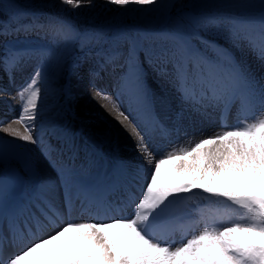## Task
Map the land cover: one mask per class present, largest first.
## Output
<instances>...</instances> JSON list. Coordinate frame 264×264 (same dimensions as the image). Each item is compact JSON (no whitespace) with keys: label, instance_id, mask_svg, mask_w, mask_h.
<instances>
[{"label":"snow or ice","instance_id":"snow-or-ice-1","mask_svg":"<svg viewBox=\"0 0 264 264\" xmlns=\"http://www.w3.org/2000/svg\"><path fill=\"white\" fill-rule=\"evenodd\" d=\"M105 2L126 8L156 6L159 0ZM58 3L76 10L91 6L92 0ZM237 7L245 11L229 17V37L264 67V0H246ZM42 30L65 46L78 38L64 18L40 21L16 17L7 26L0 24V43L13 33ZM161 38L171 41V55L179 56L176 79L185 100L193 102L197 110L205 105L224 112L236 107L245 118L231 127L225 124L223 130L206 138L189 140L187 146L172 147L157 158L130 115L102 89H96V98L104 102L102 107L135 136L138 151L150 166L141 178V195L130 196L126 202L131 214H117L122 209L105 201L107 190L87 183L84 174L70 163L52 162L65 189L64 203L71 207V190L76 188L86 199L104 204V219L77 222L65 216L48 194L54 183L49 179L42 180L37 194L23 205L6 206L7 181L0 175V264H264V74L257 76L246 63L222 49H215L214 61L208 60L178 33H164ZM5 51L0 55V69L11 75L28 53L11 46ZM148 55L151 58L150 52ZM186 63L195 65V74L186 70ZM42 76L37 68L18 90L20 113L11 122L0 123V132L30 144L40 143L33 122ZM121 81L137 103L148 101L143 71L135 58V42L128 72ZM151 129L167 135L155 117ZM32 171L38 175L35 168ZM193 190L207 193L208 205L216 207L198 208L199 219L188 227L204 226L189 235L178 220L190 211L182 202L192 199L181 194L195 195ZM176 231L182 232L178 242L171 238ZM8 247L18 250L5 255Z\"/></svg>","mask_w":264,"mask_h":264},{"label":"rangeland","instance_id":"rangeland-1","mask_svg":"<svg viewBox=\"0 0 264 264\" xmlns=\"http://www.w3.org/2000/svg\"><path fill=\"white\" fill-rule=\"evenodd\" d=\"M245 2L246 0H159L156 6L119 8L107 4L105 0H92L91 6L71 10L66 6L60 5L58 0H0V24L2 25L7 26L16 17H22L25 20L35 18L45 21L55 16L66 19L78 37L66 46L62 42L53 40L51 35L43 30L34 32L31 35H21V37L15 39H8V37L6 42L0 43V55H5V50L9 46L15 49L28 48V50H37L41 54V58H45L43 76L39 83L42 86L45 82L46 86H43V88L47 90L46 100L44 99L45 101L42 100V102L38 100L37 111L40 110V107L43 109V106L46 105L50 120L46 122L52 124L56 122L57 125H54L59 126V129L72 134H82L85 140L87 139V142L96 145V147L93 146L94 149L99 148L104 155H107L109 152L106 151L114 149L117 145L111 137L109 135L101 136L100 132L102 129L94 125L95 121L78 120V118L73 117L75 115L76 99H78L76 91L80 90L79 96H86L87 102H90L87 90L95 93L90 88L87 71L98 70L97 66L103 65V63L115 56L121 63L125 62V67L128 71V59L133 49V42H135V57L138 56L140 58L145 53V56L147 55L149 58L148 54L149 52L151 53L148 63L147 60L143 61L142 59V67H146L150 73L149 84L151 88L148 91L155 102L152 104V108L159 109L160 115L167 124L168 118H170L167 113L170 107V98L171 104L175 105L174 93L175 95L176 92L180 93L176 79L179 56L174 57L171 55L173 44L171 41L163 40L161 38L162 34L169 32L178 33L189 41L193 49L211 61L216 59L215 49L218 48L215 42L218 40L224 41L230 46L231 52L238 57V61L246 63L257 76L264 74V67H261L259 62L246 49L242 50L237 47L228 34V30L231 27L229 23V17L231 16L229 15L240 14L245 11L237 7V5ZM27 53L23 59L31 56V53ZM32 55L36 56L37 59L38 55L36 53ZM139 66L141 67V65ZM189 66L193 71L197 70L194 64L189 63ZM104 82L109 83L107 80H104ZM168 84H171L172 89L169 88ZM160 93H162V99L159 98ZM112 98L114 99V97ZM12 99L9 107H11V104L13 106L20 105L15 98L12 97ZM176 100H181L178 94L176 95ZM50 105L52 107H48ZM180 110H177L174 114L175 119L181 118L183 115H189L187 112L183 115L178 114ZM124 111H127V109ZM146 111H149L147 102L137 103L134 100V104L127 111V114L130 117L135 116L136 121L139 122L137 116L146 114ZM212 113L208 117L214 119V123H216V112L215 114ZM92 115H95L97 120L105 118V120H101L102 123H105V127L108 124L110 125L100 109L93 111ZM202 115L205 117L204 114ZM168 124L169 127L174 126V123ZM177 124L180 125L179 122ZM205 125L203 130L206 131L207 136L216 133L212 125ZM200 134L195 140L200 139ZM47 137L48 142L50 141L55 146L59 145L58 141L53 140V136ZM187 139H191V137H183L182 142L184 143ZM78 144L81 146L79 139ZM2 145L3 151L5 147H11L6 141H2ZM105 148H107L106 154L103 151ZM114 150L115 152H110L112 159L116 158L114 156L116 149ZM17 151V155L10 153V155L6 156L7 152H4L5 155L0 154L1 165L12 163L17 156L20 158V160L19 158L17 159L18 163L22 164L24 158L22 153L19 152L20 150ZM0 152L2 151L0 150ZM39 152L41 153V151ZM81 154H83L82 151ZM2 156H6V158ZM139 158L140 160L133 165L136 168L133 171L147 165L142 154H139ZM87 162L86 160L84 164ZM9 164L6 167L17 166L16 164ZM23 165L25 170L29 169L27 164L23 163ZM76 166L79 167L80 165ZM29 172L30 179L36 177L31 171ZM37 177L39 178V175ZM197 193L199 196L195 197L192 195L190 202L194 204L199 201L204 206H209L208 201L202 196L207 193H203L200 190H197ZM209 207L215 208L216 206Z\"/></svg>","mask_w":264,"mask_h":264},{"label":"bare ground","instance_id":"bare-ground-1","mask_svg":"<svg viewBox=\"0 0 264 264\" xmlns=\"http://www.w3.org/2000/svg\"><path fill=\"white\" fill-rule=\"evenodd\" d=\"M80 93H81L80 90L76 91V97H78V99H76L75 115L73 117L78 118V120L86 119L89 121H95L94 125L97 127H100L102 129L100 132V135L101 136L109 135V137H111V139L114 141V143L117 144L114 147V149H116L115 156H118V159L120 160L121 165L126 164V167L121 166L122 170L119 173V179H121L123 181L119 182V187L121 186V187L126 188V189L122 188V191L125 192L126 190H128V192L123 197H121V199H120L121 202L118 205L111 206L114 209H121L122 207H124L126 205V202L130 196L138 197L137 196L138 192H140V187L138 186V182L141 181L143 172L148 168V165H144L142 168H139V169L133 171V169H136L133 165H135V163H137V161L140 160L139 154H142L138 151L137 140H136L135 136L130 133V130H126L125 127H123L115 119L113 114H111L105 107H102V104L104 102L100 101L98 98H96L95 93H93V91L87 90V95L90 98V102L86 101V98H85L86 96L80 97L79 96ZM7 103H8V98H6V96L0 94V123L7 120L10 117V116H8L9 112H7V107H6V105H4ZM48 107H52V106L50 105ZM97 109H100L103 112V115L106 117V120H107V122L110 123V125L108 124L105 127L104 126L105 123H102V121H101L102 119L105 120V118H102L101 120L100 119L97 120V117H95V115H92L93 111H97ZM42 118H44V121L43 122L41 121L39 123V125L41 127H44L47 129H49L51 127H56V125L46 122V121H50L49 120V111H45L42 114ZM13 119H14V117H13ZM205 126H207V125H205ZM104 127H105V129H104ZM0 134L3 138H9L6 140V142L11 147H15V148L18 147V148H21L22 150L25 151V153L27 155V157L25 159L28 160V162H27L28 168H32V169L35 168L38 171L37 173L41 172L42 173L41 177L43 180L49 179V180L54 182L53 185L51 186V191L48 192V194L52 195L55 198V201L58 205L57 189L55 186V182H56L55 178H54L53 174L47 169L43 160L39 157V153H37L35 150H33V148H31L27 142L20 141L14 137H10L6 133H3V132H0ZM64 138L69 139L67 136H65ZM68 146L72 147L74 149L76 147H80L78 144V139L75 137L71 138V141H69ZM2 147H3L2 142H0V148L2 149ZM123 148H125V149L123 150ZM97 150L100 152V157L103 160L102 162L104 164H106V162L104 161L105 158L102 156V154H104V153L99 148ZM82 152L84 153V151H82ZM93 152H95L94 148H92L90 153H93ZM0 154H1V152H0ZM70 156H72V155H70ZM19 160H20V158H19ZM86 160L88 161V159H86ZM25 164H26V162H25ZM7 165L8 164H5L4 166H2L0 163V170L3 168H6ZM85 165H87V163ZM8 168L13 170L14 178L11 180V187H12L13 192L8 194V192H9L8 191L5 193V204H6V206H7V203H13V202H9V201L15 200L18 197V195L24 196V194L27 190V185L25 183H26V181H28V179H27L28 176H27L25 170H22L18 166H8ZM129 169H131V170L128 172ZM2 173H4V172H2ZM126 175H127V177L129 176L130 180L129 179L126 180ZM94 178L95 177H92V179L90 181H92ZM132 178H134V179L137 178L136 179L137 182H133L135 180L132 181ZM63 190L65 191V189H63ZM106 190L107 191L105 193V201L108 202V199L110 196L108 194H109V192H113V191H110L109 189H106ZM77 191L78 190L76 189L73 192L77 193ZM112 195H114V194H112ZM93 204H102L103 205V203L96 201V200L93 201ZM108 214H110V212ZM13 250H14V248L8 247L7 249H5V255L13 252Z\"/></svg>","mask_w":264,"mask_h":264}]
</instances>
